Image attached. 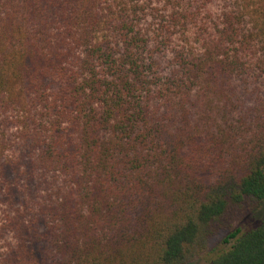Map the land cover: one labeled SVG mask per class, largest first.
<instances>
[{"label":"trees","instance_id":"trees-1","mask_svg":"<svg viewBox=\"0 0 264 264\" xmlns=\"http://www.w3.org/2000/svg\"><path fill=\"white\" fill-rule=\"evenodd\" d=\"M263 203L264 0H0V264H190Z\"/></svg>","mask_w":264,"mask_h":264},{"label":"rangeland","instance_id":"rangeland-1","mask_svg":"<svg viewBox=\"0 0 264 264\" xmlns=\"http://www.w3.org/2000/svg\"><path fill=\"white\" fill-rule=\"evenodd\" d=\"M169 63L167 60L166 64ZM232 88L235 89L234 102L232 104L222 100L223 104H226L225 107L228 110V115L223 117V114L214 111L210 118H207L203 121L202 127L205 125L215 132H228L232 131L231 125L236 123L243 115L248 113L249 109L256 107L258 98L256 94H251L252 90L258 88L257 85L250 86V90L246 92L242 83L240 81L233 80ZM200 107L194 109L195 116L197 118L203 117L202 109L205 104L204 101L198 104ZM205 129V128H203ZM232 133V132H229ZM1 209V208H0ZM2 216V211L0 210V218ZM264 218V203L260 204L251 212L243 214L239 219L234 222L233 228L225 229L213 237L210 242L207 250H205L201 256L196 261L191 262L190 264H209L212 258L219 252L221 249L226 248L233 242V239L229 243L225 242V238L230 234L231 231L239 227L242 232L247 231L248 229L258 225L261 220Z\"/></svg>","mask_w":264,"mask_h":264}]
</instances>
